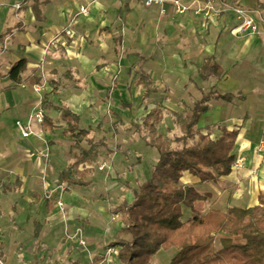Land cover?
I'll list each match as a JSON object with an SVG mask.
<instances>
[{"label":"crops","instance_id":"0c3cea01","mask_svg":"<svg viewBox=\"0 0 264 264\" xmlns=\"http://www.w3.org/2000/svg\"><path fill=\"white\" fill-rule=\"evenodd\" d=\"M86 3L87 0H0V36L13 28L0 42V201L17 196L40 199L49 216L59 215L56 200L54 211L48 212L49 197L44 193L55 182L59 184L60 172L75 161L76 155L73 149L74 161L67 162L66 153L71 149L65 146L74 141L63 134L61 106L77 113L80 128L93 129L94 136L106 128L108 134L102 137L107 139L109 135H119L123 123L129 124L128 128L137 134L133 123L141 124L156 108L164 110L162 122L166 126H179L181 117L197 101L216 91L243 98L211 99L197 128L213 139L222 135L215 125L238 130L233 154L235 160L244 159V166L233 169L218 182H208L210 190H202L205 183L189 172L183 174L181 184L211 194V198L195 204V209L203 214L211 209L225 211L234 206L258 205V196L264 192V24L260 23L259 27L254 20L260 33L231 32L240 23L235 15L229 16L234 13L230 11L219 17L215 12L212 18H206L195 13L204 6L202 1L196 5L187 1L193 7L185 14H176L170 5H165L166 16H161L163 7H146L138 0H97L89 15L73 23L74 36L66 37L64 29ZM227 3L256 8L264 15L259 0ZM218 4V0H213L217 9ZM122 38L131 43V59L125 61L123 75L111 92L110 82L119 67L118 43ZM210 57H215L226 73L221 80L201 78L202 67ZM21 59L26 60L27 68L21 75L22 83L16 84L8 73ZM131 77L133 85H130ZM35 85H41L40 92L34 90ZM54 86L57 93H52ZM45 94L52 108H42ZM135 106L142 109V114L131 117ZM41 108L56 122L57 128L46 131L42 124L32 120L34 134L22 137L16 122H28ZM162 122L157 125V131ZM181 135L182 131L177 136ZM140 141L144 148L158 155L156 149ZM110 150L109 155L115 158L120 149L110 147ZM99 174L94 171L91 186H95L94 178ZM12 210H16L15 202ZM185 213L187 217L192 214L188 210ZM34 221L35 234L36 223L42 225V230L43 222ZM0 244L5 245L7 262L5 250L9 245L4 240ZM97 262L103 263L104 259Z\"/></svg>","mask_w":264,"mask_h":264},{"label":"trees","instance_id":"16d2710c","mask_svg":"<svg viewBox=\"0 0 264 264\" xmlns=\"http://www.w3.org/2000/svg\"><path fill=\"white\" fill-rule=\"evenodd\" d=\"M264 9V0H259ZM13 28L0 36V42ZM27 68L25 59L15 63L8 76L16 84L22 83V73ZM226 76L215 57L208 58L201 71V78L209 80ZM145 85L148 86L146 80ZM149 90H147L148 92ZM58 88L53 87L52 93ZM241 95L219 94L211 91L197 101L190 112L179 120L181 136L164 137L157 131L163 120L164 110L156 108L142 119L133 123L139 138L147 147L156 149L158 160L149 178L133 188L131 204L123 201L119 212L125 221L110 247H119L116 257L123 264H153L154 257L162 250H174L168 264H264V192L258 196L254 207H229L225 211L211 209L198 212L195 204L211 198L210 193H200L193 186H183L181 178L185 172L196 176L200 183L218 182L233 172L235 156L233 150L239 135L236 129L218 127L222 135L213 139L197 128L201 116L209 109L211 99L233 101ZM48 94L42 99V108H52ZM60 121L65 136L73 139L76 150L75 161L59 175V185L89 187L101 150L111 154L106 137L96 140L93 129L80 128V116L68 106H61ZM43 128L53 131L56 122L45 115ZM87 142L88 147L84 146ZM174 144L178 146L175 147ZM55 199H47V209L54 211ZM192 214L186 217L185 211ZM42 225L36 223L35 238L39 237ZM4 244H0V264L6 262ZM32 264H39L34 260Z\"/></svg>","mask_w":264,"mask_h":264},{"label":"rangeland","instance_id":"374dc122","mask_svg":"<svg viewBox=\"0 0 264 264\" xmlns=\"http://www.w3.org/2000/svg\"><path fill=\"white\" fill-rule=\"evenodd\" d=\"M218 2L220 5L218 4L216 13L219 17L232 11L234 14L229 16L235 15L238 18L237 11L243 10L247 16L257 21L259 27L264 24V15L256 8H247L236 3L229 4L228 0ZM235 31L236 27L231 29V32ZM118 45L119 73L117 78L113 76L110 82L111 92L116 88L118 79L122 77L125 61L131 59L132 53L131 43H127L124 38ZM130 79L132 80L130 85H133L134 78ZM141 110L135 106L130 116H140ZM128 127L129 124L123 123L119 126V135L107 137L109 146L113 149L119 147L120 150L115 158L106 154L104 149L101 150V157L95 167L100 176H95V186L85 189L73 187L71 190L55 182L53 187L44 193L45 197L56 200L59 213L56 218L49 216L40 199L30 200L24 196H17L12 200L0 201V241L4 240L9 245L5 250L7 262L4 264H31L35 258L39 264H123L116 257L119 248L109 246L115 241V234L125 221V216L118 210L119 205L123 200L129 203L133 201L131 190L149 178L158 156L156 151L144 148L137 134ZM180 131L178 125L170 128L162 122L158 126V132L169 138H174ZM106 134L108 131L102 128L96 132V140ZM72 144L71 141L65 146L71 149L70 153H66L67 162L74 161ZM84 145L87 147L86 143ZM208 186L207 182L201 189L210 190ZM59 201L64 203L63 210L58 206ZM14 202L16 210H12ZM34 220L43 222L39 239L34 237ZM78 233L86 237L87 247L80 244ZM173 254L174 250H162L154 257L153 264H168ZM101 259H104V262L98 263L97 261Z\"/></svg>","mask_w":264,"mask_h":264},{"label":"built area","instance_id":"2783aa9c","mask_svg":"<svg viewBox=\"0 0 264 264\" xmlns=\"http://www.w3.org/2000/svg\"><path fill=\"white\" fill-rule=\"evenodd\" d=\"M97 1V0H87V3L79 7L77 10L75 17L71 21V24H69L68 27H66L63 31L66 37L72 38L74 36V31H73V23L77 21L78 18L81 16H87L90 13V8L92 4ZM142 2L146 7H151V6H161L163 9L161 10L160 15L161 16H166V9L164 8L165 5H170L176 14H185L188 13L193 6L187 5L186 2H190L192 5H196L202 1L204 3V6H201L200 8L195 10V13L199 14L202 13L206 18H212V15L216 12V8L213 6V0H138ZM18 9L21 8V5L16 6ZM239 13L238 19L240 20L239 25L236 27V31L243 32L245 30H251L252 32H258V26L256 25L255 21L250 17L247 16L243 10H238ZM119 71H116L115 73V79L117 78V74ZM34 90L36 92L41 91V85H35ZM45 117V112L41 108L36 113H34L28 122H23V121H17L16 122V127L19 130L20 134L24 138H28L31 135L34 134V129H33V123L32 120L37 122L38 124H42L43 120ZM47 154V152H46ZM244 159L239 158L235 160L234 163V169H241L243 168ZM62 186V185H61ZM66 186V185H65ZM58 206L61 210L64 209V203L62 201L58 202ZM79 238H80V244L84 247H87V239L82 233H78ZM111 252V251H110Z\"/></svg>","mask_w":264,"mask_h":264}]
</instances>
